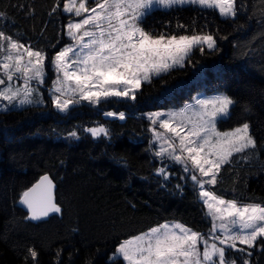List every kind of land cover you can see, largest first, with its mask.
Returning <instances> with one entry per match:
<instances>
[{
	"label": "trees",
	"instance_id": "1",
	"mask_svg": "<svg viewBox=\"0 0 264 264\" xmlns=\"http://www.w3.org/2000/svg\"><path fill=\"white\" fill-rule=\"evenodd\" d=\"M239 2L242 7L232 19L199 5L154 8L142 24L150 33L192 34L195 26L214 34L219 51L205 49L202 55L197 48L183 68L142 82L135 101L111 98L96 107L84 102L61 114L47 97L45 104L0 111V264H25L29 247L38 251L39 264H54L58 251L63 264H110L111 252L123 238L167 219L207 232L211 217L191 179H179L181 166L169 168L175 175L168 182L156 175L162 165L149 150L151 132L144 116L149 109L180 104L199 89L225 90L236 104L218 126L248 122L258 145L255 151L246 150V159L245 153L234 154L211 190L264 204V0ZM56 3L0 0V28L54 55L67 40L70 16L62 12V3L50 15ZM179 25H186L187 32ZM103 110L122 111L126 118L105 117ZM94 125L107 127L110 136L93 139L84 129ZM73 130H78V140L66 138ZM45 172L56 182L61 212L25 219L28 213L19 197ZM249 259L250 264H264V250H253ZM27 264H32L30 257ZM115 264L124 262L121 258Z\"/></svg>",
	"mask_w": 264,
	"mask_h": 264
},
{
	"label": "snow or ice",
	"instance_id": "2",
	"mask_svg": "<svg viewBox=\"0 0 264 264\" xmlns=\"http://www.w3.org/2000/svg\"><path fill=\"white\" fill-rule=\"evenodd\" d=\"M61 3L62 12L71 14L65 34L72 43L54 51V55L0 28V111L45 104L41 86L49 67L56 78L48 95L58 113L68 114L84 102L96 107L111 98L135 101L142 82L183 68L185 61L191 63V53L197 48L202 55L205 49L219 51L214 34L197 31L195 26L191 35L145 31L141 25L154 8L199 5L201 9H218L220 17L232 19L242 7L239 0H57L50 15L60 10ZM75 17L81 19L76 21ZM178 27L188 30L186 25ZM51 47L55 50L57 45ZM180 86L178 83L175 87ZM193 100L194 106L185 105L179 111L144 113L152 133L149 150L161 161L155 173L163 181L175 175L169 172L173 164L181 166L179 179L186 182L190 178L198 188L212 227L202 234L180 223L166 222L119 243L109 257L110 264L121 258L124 264H250L253 250H264V205H241L205 188L206 184L217 183L222 167L231 163L234 154L245 153L246 159V150L257 149L251 125L245 122L227 131L218 130V122L228 118L236 104L226 93ZM190 110L192 114L187 115ZM244 111L250 109L245 106ZM104 115L126 118L124 112L107 111ZM84 131L93 139L110 136L104 125ZM66 138L78 140V130L70 131ZM176 187L183 190L181 184ZM19 203L28 211L25 219L32 221L61 212L53 202L52 181L47 175L25 190ZM230 251L239 256L230 255ZM27 253L25 264L29 257L32 264H39L34 247ZM54 264H63L59 251Z\"/></svg>",
	"mask_w": 264,
	"mask_h": 264
},
{
	"label": "rangeland",
	"instance_id": "3",
	"mask_svg": "<svg viewBox=\"0 0 264 264\" xmlns=\"http://www.w3.org/2000/svg\"><path fill=\"white\" fill-rule=\"evenodd\" d=\"M89 6L91 7V6H94V5H93L92 3H90ZM217 10H218V9H217ZM70 15H71V14H70ZM74 19H75L76 21H78L79 19H81V17H75ZM67 23H68V20H67L66 24H67ZM141 26H142V25H141ZM142 27H143V26H142ZM143 28H144V27H143ZM144 30L147 31L145 28H144ZM65 32H66V29H65ZM148 32H149V31H148ZM189 35H191V34H189ZM71 43H72V41H71L70 38L67 36V40H66V42H65L60 48L64 47L65 45L71 44ZM59 50H60V49H59ZM59 50H58V51H59ZM49 62H50V61H49ZM46 72H47V79H46V82H45L44 85L41 86V92H42V95H43V97L45 98V100H46L47 97L50 98L49 95H48V88H50V87L52 86V81L56 78V73H55L54 69H52L51 67L47 68V69H46ZM18 83H19V82H18ZM219 93H226L228 96H230L225 90L204 91V90L199 89V90L194 91L190 97H188L187 99H185V100H184L183 102H181L180 104H177V105H168V106H162V107L152 108V109L147 110L146 113H148V112H154V111H165V112H166V111H168V110L179 111L181 108H184L185 105H193V106H194V100H193V97H198V98H201V99H203V98H210V97L215 96V95H217V94H219ZM3 103L6 104V102H3ZM109 111H113V112H116V113H119V112H120V111H114V110H109ZM191 114H192V113H191V110H190V111L187 113V115H191ZM117 118H118V117H117ZM244 123H245V122H244ZM241 124H242V123H241ZM239 125H240V124L235 125V126H233V127L220 128V127L218 126V124H217V128H218L219 131H227V130L233 129V128L239 126ZM95 126H98V125H94V126H90V127H95ZM90 127H88V128H90ZM156 127L158 128V125H157ZM158 130H159V131H163L162 129H158ZM150 140H152V133H151V139H150ZM189 167H191V166L189 165ZM205 188H206L207 190H211L210 185H207V184H206V185H205ZM211 191H212V190H211ZM217 195H218V194H217ZM223 198L226 199V200H233V199H228V198H225V197H223ZM238 202H239L241 205L257 203V202H242V201H238ZM259 204H261V203H259ZM262 205H264V204H262ZM206 211H207V209H206ZM166 222H167V223H170V224L180 223V224L184 225L185 227L190 228V229H192V230H194V231L200 232V233H202V234H207V233L209 232V230H210V229H209L207 232L203 233V232H201V231L195 230L194 228H192V227H190V226H188V225H186V224H184V223H182V222H180V221H178V220H176V219H167V220H164V221H162V222H160V223H158V224H155V225H153V226H151V227L145 229L144 231H141V232L136 233V234H134V235H130V236L126 237V238H123L119 243H121L122 241L127 240V239H129V238H131V237H134V236H136V235H139V234H141V233H145V232H147L148 230H150L151 228H153V227H158L159 225L164 224V223H166ZM211 222H212V220H211ZM211 227H212V223H211ZM211 227H210V228H211ZM119 243H118V244H119ZM118 244H117V245H118ZM117 245L115 246L114 250L111 252V256H112V254L115 253ZM201 247H202V246H201ZM240 264H242V262H240Z\"/></svg>",
	"mask_w": 264,
	"mask_h": 264
},
{
	"label": "water",
	"instance_id": "4",
	"mask_svg": "<svg viewBox=\"0 0 264 264\" xmlns=\"http://www.w3.org/2000/svg\"><path fill=\"white\" fill-rule=\"evenodd\" d=\"M107 111H109V110H103V114H104V112H107ZM115 118H117V117H115ZM117 119H119V118H117ZM44 175H47L48 177H49V179L52 181V198H53V202L58 206V207H60V205L56 202V182L54 181V179L50 176V174L49 173H47V172H45V173H43V174H41L31 185H29L25 190H27L28 188H30V187H32L35 183H37L39 180H40V178L42 177V176H44ZM24 190V191H25ZM18 202H19V200H18ZM19 205L20 206H22L20 203H19ZM24 209H25V211L28 213V211H27V209L24 207V206H22ZM61 208V207H60ZM52 213H55V212H52ZM60 213V212H59ZM50 214V213H49Z\"/></svg>",
	"mask_w": 264,
	"mask_h": 264
},
{
	"label": "bare ground",
	"instance_id": "5",
	"mask_svg": "<svg viewBox=\"0 0 264 264\" xmlns=\"http://www.w3.org/2000/svg\"><path fill=\"white\" fill-rule=\"evenodd\" d=\"M120 112H122V111H120Z\"/></svg>",
	"mask_w": 264,
	"mask_h": 264
}]
</instances>
